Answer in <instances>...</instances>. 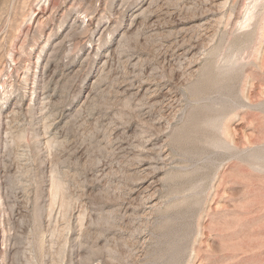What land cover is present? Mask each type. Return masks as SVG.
I'll use <instances>...</instances> for the list:
<instances>
[{
	"label": "rangeland",
	"instance_id": "rangeland-1",
	"mask_svg": "<svg viewBox=\"0 0 264 264\" xmlns=\"http://www.w3.org/2000/svg\"><path fill=\"white\" fill-rule=\"evenodd\" d=\"M0 264H264V0H0Z\"/></svg>",
	"mask_w": 264,
	"mask_h": 264
},
{
	"label": "bare ground",
	"instance_id": "bare-ground-1",
	"mask_svg": "<svg viewBox=\"0 0 264 264\" xmlns=\"http://www.w3.org/2000/svg\"><path fill=\"white\" fill-rule=\"evenodd\" d=\"M219 146H222V143Z\"/></svg>",
	"mask_w": 264,
	"mask_h": 264
}]
</instances>
